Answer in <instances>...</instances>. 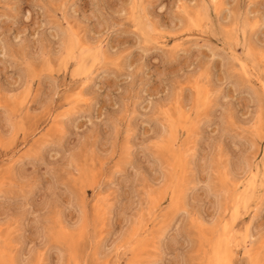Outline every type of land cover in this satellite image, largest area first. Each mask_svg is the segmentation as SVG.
<instances>
[{
	"label": "rangeland",
	"instance_id": "rangeland-1",
	"mask_svg": "<svg viewBox=\"0 0 264 264\" xmlns=\"http://www.w3.org/2000/svg\"><path fill=\"white\" fill-rule=\"evenodd\" d=\"M230 234L264 264V0H0V264H222Z\"/></svg>",
	"mask_w": 264,
	"mask_h": 264
},
{
	"label": "bare ground",
	"instance_id": "bare-ground-1",
	"mask_svg": "<svg viewBox=\"0 0 264 264\" xmlns=\"http://www.w3.org/2000/svg\"><path fill=\"white\" fill-rule=\"evenodd\" d=\"M202 9H203V8H202ZM188 22H189V21H188ZM246 25H247V24H246ZM139 26H140V25H139ZM151 32H152V31H151ZM64 34H65V33H64ZM71 35H72V34H71ZM65 36H66V35H65ZM67 37H68V36H66V38H67ZM68 39H70V37H69ZM73 39H74V38H73ZM77 39H78V38H77ZM69 41H70V40H69ZM72 41H73V40H72ZM72 41H71V42H72ZM77 41H78V40H77ZM74 42H75V41H74ZM73 44H75V43H73ZM86 45H87V44H86ZM77 46H78V43H77ZM78 47H79V46H78ZM76 48H77V47H76ZM85 48H86V47H85ZM97 49H98V48H97ZM97 49H96V50H97ZM249 49H250V48H249ZM94 51H95V50H94ZM71 52H72V51H71ZM253 53H254V52H253ZM89 54H90V52H89ZM89 58H90V57H89ZM89 58H88V59H89ZM95 58H96V57H95ZM95 58H94V59H95ZM90 59H91V58H90ZM92 59H93V58H92ZM94 59H93V60H94ZM235 59H236V58H235ZM252 60H253V59H252ZM90 61H92V60H90ZM92 62H94V61H92ZM255 62H256V61H255ZM88 71H89V70H88ZM84 77H85V75H84ZM85 78H86V77H85ZM202 89H203V88H202ZM203 90H204V89H203ZM197 93H198V92H197ZM83 94H84V93H83ZM82 99H83V98H82ZM199 101H200V100H199ZM60 117H61V116H60ZM180 119H181V117H180ZM173 121H175V120H173ZM173 121H171V123H172ZM173 124H174V123H173ZM256 127H257V126H256ZM176 128H177V127H176ZM168 129H169V128H168ZM166 130H167V129H166ZM252 132H254V131H252ZM176 159H177V158H176ZM178 159L180 160V158H178ZM178 159H177V160H178ZM177 160H176V162H177ZM173 162H175V161H173ZM180 162H181V161H180ZM173 166H174V164H173ZM177 166H178V165H177V163H176V167H177ZM171 168H172V167L170 166V171L173 172ZM177 168H178V167H177ZM177 170H178V169H177ZM174 171H175V170H174ZM171 172H169L168 175H167V179H166L167 182H166V183H168V182H169V183H170V182H173V183L175 184V183L177 182L178 176L173 175ZM175 172H176V171H175ZM177 173H178V172H177ZM179 173H180V172H179ZM245 174H246V173H245ZM89 175H90V173H89ZM89 175H88V176H89ZM177 175H178V174H177ZM254 176H255V175H254ZM235 178H237V177H235ZM251 179H252V178H251ZM88 180H89V179H88ZM88 180H87V181H88ZM91 180H92V178H91ZM251 181H253V180H251ZM247 182H248V181H247ZM166 183H165V184H166ZM225 184H226V183H225ZM250 184H251V183H250ZM165 186H167V188H168L169 185H165ZM165 186H164V187H165ZM262 187H263V186H262ZM163 189H164V188H163ZM252 189H255V185H253ZM164 190H166V189H164ZM168 190H169V189H168ZM178 190H180V188H179ZM226 190H227V189H226ZM166 191H167V190H166ZM169 191H170V190H169ZM151 192H152V191H151ZM154 192H155V191H154ZM163 192H164V191H162V190L160 191V189H157L156 192H155V195L151 197V201L149 200L150 198L148 199V200L150 201V204L153 203V202H156L157 198L160 197L161 194H163ZM176 192H177V191H176ZM181 192H182V191H181ZM243 192H244V191H243ZM226 193H227V192H226ZM227 194H228V193H227ZM232 194H233V193H232ZM148 195H150V193H149ZM148 195H147V197H149ZM224 195L226 196L225 191H224ZM238 195H239V194H238ZM225 198H226V197H225ZM163 199H164V198H163ZM239 199L242 200V201L244 202L247 198H246V196L242 193V194L239 196ZM180 200H181V199H180ZM222 201H223V200H222ZM226 201H227V199H226ZM146 202H147V200H146ZM224 203H225V202H224ZM245 203H246V202H245ZM256 203H257V202H256ZM262 203H263V202H262ZM153 204H154V203H153ZM153 204H151V205H152V208H153V206H154ZM234 205H235V203H234ZM244 205H245V204H244ZM149 206H150V205H149ZM234 207H235V206H234ZM148 208H149V207H148ZM95 209H96V208H95ZM150 210H151V208H150ZM141 211H142V210H141ZM95 212H96V211H95ZM142 212H143V211H142ZM142 212H141V213H142ZM147 212H148V211H147ZM150 212H151V211H150ZM141 213H140V214H141ZM140 217H141V216H140ZM141 218H142V217H141ZM136 219H137V218H136ZM136 221H137V220H136ZM221 221H222V220H221ZM49 224H50V223H49ZM218 224H219V223H218ZM207 231H210V230L208 229ZM249 231H250V230H249ZM247 232H248V231H247ZM66 234H67V233H66ZM199 234H200V233H199ZM62 235H63V234H62ZM219 235H220V234H219ZM224 237H225V236H224ZM224 237H223V238H224ZM226 237H227V236H226ZM243 237H244V236H243ZM247 238H249V235H248V234H247ZM69 239H72V238L70 237ZM232 239H233V238L231 237V234H230V236L228 235V237H227L226 239H224L225 241L223 242V244H221V245H222V250H221V251H218V252H219V254H218V255H219L218 260L221 261L222 264H228V262H227V257H230V256H231L230 254H232V251L234 250V249L232 248V247H233L232 245L235 244V243L232 244ZM64 240H65V239H64ZM73 240L75 241V239H72V241H73ZM220 240H221V239H220ZM233 240H234V239H233ZM248 240H249V239H248ZM74 241H73V242H74ZM215 241H216V240H215ZM217 241H218V240H217ZM250 241H251V240H250ZM70 243H71L72 246H73L74 243H72L71 241H70ZM247 243H248V241H247ZM71 244H69V245H71ZM123 244H124V243H123ZM217 245H218V244H217ZM66 246H67V245H66ZM72 246H70L69 248L72 249ZM142 246H143V245H142ZM217 247H218V246H217ZM67 251H68V250H67ZM70 251H72V250H70ZM236 252H237V251H236ZM139 253H140V252H139ZM216 253H217V252H216ZM72 254H73V253H72ZM204 255H205V254H204ZM135 257H136V256H135ZM69 258H70V257H69ZM71 259H72V258H71ZM133 261H134V260H133ZM2 263L5 264L6 262H5V261H2Z\"/></svg>",
	"mask_w": 264,
	"mask_h": 264
}]
</instances>
